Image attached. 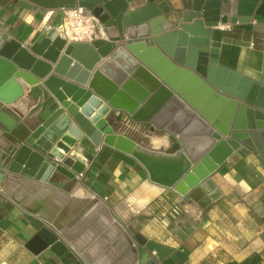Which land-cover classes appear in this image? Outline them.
<instances>
[{
    "label": "water",
    "instance_id": "1",
    "mask_svg": "<svg viewBox=\"0 0 264 264\" xmlns=\"http://www.w3.org/2000/svg\"><path fill=\"white\" fill-rule=\"evenodd\" d=\"M11 1L0 0V8ZM28 1L49 10L83 7L101 25L124 14L129 40L68 44L47 28L26 47L0 25L5 193L10 174L57 189L73 182L85 167L69 155L84 136L134 159L158 187L205 207L221 197L212 176L234 153L248 148L264 162V87L219 65L221 44L212 39L218 22L264 18V0H18V5L32 9ZM20 79L38 102L28 125L8 109L25 96ZM40 109L44 112L29 120ZM115 114L169 134L178 150L153 151L117 134L109 123ZM138 238L148 251L144 264H183L187 258ZM57 241L45 227L30 245L43 250Z\"/></svg>",
    "mask_w": 264,
    "mask_h": 264
},
{
    "label": "crops",
    "instance_id": "2",
    "mask_svg": "<svg viewBox=\"0 0 264 264\" xmlns=\"http://www.w3.org/2000/svg\"><path fill=\"white\" fill-rule=\"evenodd\" d=\"M28 5L32 9L12 0L0 8V25L4 34L12 32L18 42L31 47L47 28L57 30L63 10L29 1ZM124 17L102 26L94 22L97 39L128 41ZM226 26L223 31L213 28L212 39L221 44L219 65L264 87V18ZM18 82L25 96L8 109L28 125L25 121L38 102L32 99V88ZM43 112L40 109L29 120ZM123 116L109 120L120 135L124 134L117 127L123 125ZM156 131L163 137L148 149L178 150L169 134ZM69 157L83 161L84 177L62 189L26 183L13 174L6 177L9 191L0 189V264H144L148 251L138 236L185 254L183 264L242 263L253 254L264 264V162L251 149L234 153L212 176L221 197L206 207L158 187L134 159L105 145L98 147L86 136ZM45 227L58 241L38 250L30 243Z\"/></svg>",
    "mask_w": 264,
    "mask_h": 264
},
{
    "label": "built area",
    "instance_id": "3",
    "mask_svg": "<svg viewBox=\"0 0 264 264\" xmlns=\"http://www.w3.org/2000/svg\"><path fill=\"white\" fill-rule=\"evenodd\" d=\"M94 22L102 26L86 8L78 7L70 10H63L62 19L56 31L59 37L68 44H90L97 39L98 29L94 26ZM214 28L223 31L229 27L222 23H218ZM122 123L126 125L128 129L140 133L147 138L154 136L157 132L154 126L136 123L127 115L123 116ZM140 145L144 146L143 144ZM55 162L60 163L58 160H55ZM83 177L84 173L78 174L75 180L80 181Z\"/></svg>",
    "mask_w": 264,
    "mask_h": 264
},
{
    "label": "rangeland",
    "instance_id": "4",
    "mask_svg": "<svg viewBox=\"0 0 264 264\" xmlns=\"http://www.w3.org/2000/svg\"><path fill=\"white\" fill-rule=\"evenodd\" d=\"M115 116H116V114L114 116H112L109 120H112ZM117 130H119L118 132H120L121 134H124V135L127 134L126 135L127 137H129L133 141L137 142L138 144H143L144 147L146 146V148L149 147V146H152L155 142H157V140L159 138L163 137V135H160L159 133H156L154 136H151V137L147 138L144 135H141L140 133H137V132L132 131L131 129H128L126 127V125H122V124H119V126L117 127ZM171 138H173V137L171 136ZM173 139L177 143L176 139L175 138H173ZM7 191H9L8 188H7ZM16 194H19V193H16ZM20 196H22V195H20ZM29 197L30 196H28L26 199H24V197H23V200H28Z\"/></svg>",
    "mask_w": 264,
    "mask_h": 264
},
{
    "label": "trees",
    "instance_id": "5",
    "mask_svg": "<svg viewBox=\"0 0 264 264\" xmlns=\"http://www.w3.org/2000/svg\"><path fill=\"white\" fill-rule=\"evenodd\" d=\"M231 264H262V262L259 254H253L242 263H231Z\"/></svg>",
    "mask_w": 264,
    "mask_h": 264
},
{
    "label": "bare ground",
    "instance_id": "6",
    "mask_svg": "<svg viewBox=\"0 0 264 264\" xmlns=\"http://www.w3.org/2000/svg\"><path fill=\"white\" fill-rule=\"evenodd\" d=\"M204 27H205V26H204ZM204 27H203V28H204ZM204 30H207V28H204ZM105 41H106V40H105ZM54 66H55V65H54ZM54 66H53V67H54ZM24 94H25V93H24Z\"/></svg>",
    "mask_w": 264,
    "mask_h": 264
}]
</instances>
